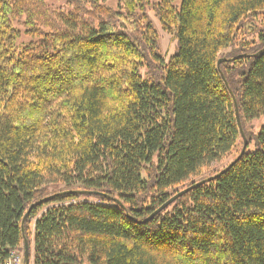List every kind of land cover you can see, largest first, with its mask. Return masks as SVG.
<instances>
[{
    "label": "trees",
    "instance_id": "1",
    "mask_svg": "<svg viewBox=\"0 0 264 264\" xmlns=\"http://www.w3.org/2000/svg\"><path fill=\"white\" fill-rule=\"evenodd\" d=\"M174 1L0 0V264H264V0Z\"/></svg>",
    "mask_w": 264,
    "mask_h": 264
},
{
    "label": "rangeland",
    "instance_id": "2",
    "mask_svg": "<svg viewBox=\"0 0 264 264\" xmlns=\"http://www.w3.org/2000/svg\"><path fill=\"white\" fill-rule=\"evenodd\" d=\"M182 0H175L173 2V5L175 7H177V9L180 7ZM47 4L52 6V7H60V6H64L67 5L68 0H46ZM108 4L113 7L114 9H116V2L115 0H109ZM107 4V5H108ZM142 15L145 16L146 20L151 24V26L157 31L158 33V40H157V46H158V50L159 53L161 54V56L163 57V59L165 61L169 60V58L171 56L174 55L175 51H176V38L168 33H165L162 28L161 25L158 21V19L155 16V12L153 9L151 8H145V10L142 12ZM252 23V30L247 34V36H244L242 38L246 39L249 42H253L255 44H258L259 42V38L260 35L262 34L261 32L264 31V18L263 17H259L255 22H250ZM255 23V24H254ZM16 27H19V25H17ZM21 28V37L18 39V44L21 43H29L30 37L24 35L23 33V28ZM229 50L225 51L226 53ZM264 127V117H261L259 119L254 120L253 122L250 123L249 127H248V131H249V139L251 140V142L248 144L247 147V152L251 153L255 150V141H254V137L253 135H256L260 132V130ZM239 150V147H237L232 154L225 160H223L222 162L218 163V164H213L211 167V173L220 170L221 168H223L226 164H228L232 159H234V157L237 155ZM54 190V189H53ZM36 219V218H35ZM35 219L32 221V225H31V229H33L34 226V221ZM32 242V240H31ZM33 250V245L31 243V253ZM22 257V250L20 251ZM23 264V262H22Z\"/></svg>",
    "mask_w": 264,
    "mask_h": 264
},
{
    "label": "water",
    "instance_id": "3",
    "mask_svg": "<svg viewBox=\"0 0 264 264\" xmlns=\"http://www.w3.org/2000/svg\"><path fill=\"white\" fill-rule=\"evenodd\" d=\"M252 30V28L249 30V32ZM246 57V55H245ZM228 61L226 59H220L217 62V68L219 70L220 64ZM234 101V105H235V116H236V120H237V125L240 131V136L242 138L243 144H242V148L240 150L239 155L237 156V158L231 163L229 164L224 170H222L218 175L223 174L225 171H227L228 169H230L235 163H237L241 157L244 155L246 149H247V139L245 138V135L242 131V127L240 124V119H239V114H238V109H237V105H236V101L235 99H233ZM211 181V178H207L205 180H201L199 182H195L193 184H191L189 187L177 192L174 196H172L163 206H161L158 210H156L150 217H152L153 215H155L156 213H159L161 210H163L166 206H168L169 204H171L172 202H174L175 200H177L179 197H181L182 195L194 190L195 188L204 185L205 183H208ZM49 199H51V197L45 198L39 202L34 203L33 205H31V207L29 208V210L27 211V214L25 215V217L28 215V213H30V211L39 205H42L43 203H45L46 201H48ZM147 218L143 223L147 222L149 219ZM24 222V220H23ZM23 222H22V227H23ZM22 254H23V264H29V254H28V243L27 240H23V250H22Z\"/></svg>",
    "mask_w": 264,
    "mask_h": 264
},
{
    "label": "built area",
    "instance_id": "4",
    "mask_svg": "<svg viewBox=\"0 0 264 264\" xmlns=\"http://www.w3.org/2000/svg\"><path fill=\"white\" fill-rule=\"evenodd\" d=\"M23 257L20 252H11L9 257L2 264H22Z\"/></svg>",
    "mask_w": 264,
    "mask_h": 264
}]
</instances>
